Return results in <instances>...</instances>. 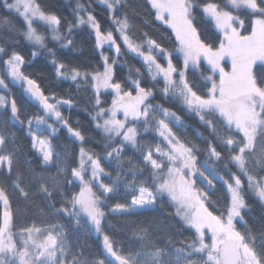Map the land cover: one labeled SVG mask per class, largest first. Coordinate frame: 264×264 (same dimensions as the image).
Listing matches in <instances>:
<instances>
[{"label":"snow or ice","instance_id":"6c2138e0","mask_svg":"<svg viewBox=\"0 0 264 264\" xmlns=\"http://www.w3.org/2000/svg\"><path fill=\"white\" fill-rule=\"evenodd\" d=\"M103 3L113 13L122 7L121 0H103ZM225 3L235 11L251 13L250 31L245 29L244 20L239 15L222 10L217 3H206L203 13L223 35L219 46L213 47L200 38V32L193 23L192 9L196 5L191 0H150L157 19L170 25L175 32L178 48L174 52L182 56V63L178 68L173 63L174 52H169L156 40L148 38L146 34L143 43H137L133 39L130 33L133 32L134 25L123 12L121 16L111 17L115 34L111 29L102 31L100 22L90 11L86 12V19L78 15L75 25L68 23L64 34L60 30L61 18L44 9L38 0H14L13 3L4 0V6L15 10L25 21L26 30L20 33L23 38L36 48L46 49L50 56L55 57V52L48 48V39L55 42L63 40L66 41L63 46H70L73 42L68 36L75 28L85 24L93 30L97 49L102 51L107 46L114 52L116 59L103 55L102 52L103 71L95 73L75 67L63 71L66 69L64 63H58L55 59L52 61L58 77L93 82L98 109L92 117L95 126L102 130L110 142L109 146L119 142L117 147H111V151L106 153V160L114 158L117 167L123 168L120 162L124 145L133 148L138 145L141 131L137 125H142L144 132L154 125L164 147L157 145L149 148L142 156L149 168L147 179L151 187L137 186L138 176H143V171L135 167H130L125 173L132 176L131 183L122 180L120 175H117L111 185L103 183L101 176L110 177L111 174L105 171L101 158L92 150L80 147L78 166L66 169L73 178V181L67 182V186L75 187L73 182H78L79 191H69L67 197L61 199V206L58 208L49 203L50 213L38 209L40 214L19 229L15 228L13 220L11 194L5 186L0 185V204L3 207L0 212V264H105L103 259L86 258L83 251H72L65 225L49 222L61 215L74 221V230H79L86 224L90 230L102 235L103 248L109 258L108 264H264V231L259 236L253 235L243 215L244 211H250L245 200L246 190L264 204V0H225ZM77 8L85 10L81 4ZM252 16L255 18L252 19ZM34 20L47 26L51 35L39 33L33 26ZM0 23L7 21L0 20ZM242 30L248 31V34H242ZM117 36L120 42H117ZM121 43L125 46L124 51L135 54L142 60L148 80L152 82L151 87L142 86L144 73L138 68L130 69L136 77L133 79L129 76L130 89L126 90L120 82H114L115 66L119 57L124 54ZM37 55L35 51L32 53L33 57ZM5 56L7 59H4ZM157 56L163 58L165 63H160ZM225 57L230 59V71H226L222 65ZM202 60L207 62L211 74L204 75L200 72L201 79L197 82L189 78L188 72H199ZM0 62L4 66V76L9 77L11 83L21 86L22 91L44 113L28 118V134L31 147L42 159L43 165L55 167L57 174L49 177L31 170L30 174L38 182L37 190L49 201L54 194L63 197L60 179L66 170L53 161L54 155L60 160L52 143L59 131L55 124L65 127L79 142L85 141L82 132L73 128L59 110L60 105H70L72 102L58 99L54 93L46 95L37 81L22 70L25 58L18 52L9 54L4 47H0ZM254 66L260 69L259 72H254ZM0 87L9 92L8 96L0 95V110L8 109L11 120L24 125L17 100L11 96L9 84L3 76H0ZM101 89H112L115 93L108 108L100 106ZM157 92L166 103L178 105L190 117L195 116L210 130L217 144L229 150L228 155H222L209 141L207 159L198 161L196 153L201 151L199 146L182 139L171 126L175 125L176 129L183 131L184 121L181 116L160 103L151 102L156 99ZM120 115L122 119L118 118ZM214 115L225 129H235L237 134H242L240 139L222 137L221 129L215 127L212 119ZM52 118L54 123H49ZM33 126L37 130H47L50 138L38 137L31 131ZM258 140L259 149L256 148ZM0 153H4L0 154V168L11 176L14 163L21 154L12 134L6 136L0 133ZM154 155L158 158H154ZM224 160L236 168V172L223 164ZM213 161L222 164L230 179L217 171ZM128 163L131 165V161ZM217 178L224 182L227 193L225 208L221 214L209 210L207 204L212 201L208 192L196 187L199 179L209 191H214V181ZM43 181L52 182V191ZM22 183L21 176L17 175L11 182V188L25 201L34 203V197L21 187ZM93 185L98 191L94 190ZM122 185L129 190L130 203L109 206L108 198L115 195ZM165 198L175 203L176 218L184 229L193 232V238L182 242L181 246H176L169 238L161 247L148 228H137L133 235L139 242L138 250L123 254L122 249L114 248L113 240L102 228V222L106 221L108 214L132 216L145 210H154L157 200ZM27 206L32 207V204ZM105 208H110V212L106 213ZM237 223L243 225L244 232L237 229Z\"/></svg>","mask_w":264,"mask_h":264},{"label":"trees","instance_id":"16d2710c","mask_svg":"<svg viewBox=\"0 0 264 264\" xmlns=\"http://www.w3.org/2000/svg\"><path fill=\"white\" fill-rule=\"evenodd\" d=\"M41 6L49 12H53L61 18L60 30L66 34L65 29L68 23L75 25L77 23L76 17L84 16L86 19V12L90 11L96 16L100 22L101 30H115L112 26L111 17L113 15L121 16V12L127 14L134 25V30L130 33L133 39L137 43H143L145 36L154 39L168 49L169 52H174L178 48V41L174 32L163 21L157 19L155 9L151 7L150 0H121L122 7L120 10L113 13L109 10L108 6L103 3V0H38ZM214 2L221 6L222 10L231 11L234 15H239L244 20L245 29L250 31L249 16L251 13H245L244 10L235 11L231 7H227L225 0H191L193 5H196L192 9L193 23L196 25L200 32V38L206 43H211L213 47H218L220 40L223 39L221 32L215 28L214 22H211L205 13H203V6L206 3ZM7 3H11L7 0ZM84 5V9L80 10L77 5ZM135 14V18H133ZM255 17L252 16V19ZM0 20H6L7 23H0V47H4L6 51L11 54L12 52H18L25 58V64L22 70L30 78L35 79L40 87L44 90L46 95L55 94L58 99L65 101L70 100L72 103L62 104L59 106V110L62 115L68 120L69 124L82 132L85 136L83 143L76 140L67 131L65 127H61L58 123L55 126L59 129L55 138L52 139V143L55 148V152L59 153L60 160L58 161L54 155V162L60 164L65 170L71 167H77V161L79 159V149L84 147L90 149L101 158V164L107 173H110V177L101 176V180L105 184L111 185L112 181L116 179L117 175H120L122 180L132 181L131 175H125L129 171L130 167H135L140 171H143V176H138L137 186L151 187L147 177L149 176V168L146 166V162L142 160V156L147 153L149 148H154L157 145L164 147L161 139L154 130L155 126L144 132L142 125H137V128L141 131V135L138 137V145L133 148L130 145L125 144L124 150L121 154V164L123 168L117 167V161L114 158L109 160L105 159L106 153L111 151V147H117L119 142L112 143L105 138L102 130L97 129L95 121L92 117L98 110L95 104V95L92 88V81L84 82L80 79L77 81H71L62 79L56 75V69L52 61L55 59L58 63H64L68 71L71 68H79L81 71L88 73H95L96 71H103V55H107L112 59H116L114 52L107 46L101 51L97 49L95 45V38L93 30L88 25H81L72 32L68 39L72 40V45H66V41L55 42L48 39L47 46L55 52V57L50 56L46 49L36 48L29 42H27L20 34L26 30L25 21L22 16L16 13L15 10H9L4 6V0H0ZM33 26L37 31L45 36H50V30L42 22L34 20ZM248 33V31H245ZM117 42L119 37L117 36ZM124 45L121 43V50L124 52L122 57H119L118 64L115 66V81L120 82L126 90L131 88V84L128 83V78L131 76L133 79L136 77L130 72V69H140L144 76L142 78V86L151 87L152 82L148 80L147 73L145 72V66L142 60L135 54L124 51ZM147 49L145 48L144 51ZM37 52L36 57L32 56L33 52ZM155 55V53H153ZM159 57L160 60H165ZM7 59V56L4 57ZM173 63L179 68L182 63V56L179 53H175L172 56ZM259 64V63H258ZM200 71L193 74L190 70L188 72L190 79H195L199 82L200 72L204 75H208L209 68L200 63ZM259 68L254 66V72H259ZM0 74L4 75V66L0 62ZM6 82L9 84L11 96L17 100L18 107L20 109V118L24 121V125L14 123L11 120V114L8 109L0 110V133L4 135L12 134L17 142V148L20 150L18 161L14 163L13 173L11 176L3 168H0V185H3L11 194L12 210L14 213L15 228L19 229L22 226L31 223L40 213L38 209H42L44 213H50L48 207L49 203L55 204L60 207V201L62 198H66L69 191L72 193L79 191V185L69 188L67 182L73 181V178L67 170L60 179L61 195H53L51 201L47 200L45 196L37 190V181L34 180L30 174L31 170H35L36 173L54 177L57 174L55 167H45L42 164V159L38 156L36 151L31 147V138L26 131V123L29 117L37 114L44 115L43 111L27 98L26 94L22 91L21 86L15 85L6 78ZM9 95V92L0 87V94ZM114 91L112 89H101L99 98L101 100V107L108 108L111 105V101L114 98ZM55 102V101H52ZM152 103H160L166 108L177 112L178 115L184 121L183 131L174 128V131L181 136L182 139L191 141L199 146L200 152L196 153L198 161H205L207 159V147L208 142L211 141L217 147V151H221L222 155H228V149L223 148L217 144L215 138L212 136L210 130L202 125V123L195 117L189 116L178 105L170 102L166 103L164 98L157 92L156 99L151 101ZM120 118V116H119ZM215 127L221 129L220 135L231 136L234 139H240V134H237L235 129L231 131L225 129L223 125L217 120L216 116L212 117ZM51 123H54V118L49 119ZM5 129L7 131H5ZM42 135H47L42 133ZM201 135L203 138H201ZM50 138V136L48 135ZM10 147V146H9ZM4 154V153H0ZM154 158H158L154 155ZM131 161V165H129ZM216 165V169L225 178L230 179L227 173L224 172L222 164L220 162L213 161ZM227 164L228 167L236 172V168L228 164L227 160L222 162ZM201 165L198 163V167ZM259 171V170H257ZM20 175L23 183L21 187H24L26 191L34 197V203L32 201H25L18 192L13 191L11 188V182L15 180L16 176ZM242 179H244L242 177ZM46 183L49 190L52 191V182L43 181ZM215 190L207 191L212 203L207 204L211 211L216 214L223 213L225 208V201L227 199V193L224 186V182L217 178L214 181ZM131 195L126 186H121V189L111 197L107 202L109 206L117 203L127 205L130 203ZM245 200L250 208V211H244L243 215L247 221L248 226L252 229L253 235L259 236L261 231H264V204H261L259 199L255 197L250 191L246 190ZM32 204V207L27 205ZM110 208H105V212L109 213ZM3 207L0 204V212ZM17 216L19 217L17 219ZM65 225L67 230V238L72 243L77 251H83L84 256L90 260L104 259L106 256L105 249L103 248V237L97 234L94 230H90L86 224H83L79 230L76 228L74 221L67 219L65 216H57L55 221ZM111 225V226H110ZM240 231L244 232L245 229L241 223ZM102 228L114 242V248L122 249L123 254L128 251H135L139 248V242L133 235V232L137 228H148L152 233L153 238L157 241L158 246L163 247L169 238L175 243L176 246H181V243L193 238V232L184 229L179 220L176 218L175 206L167 199L157 200V205L154 210H145L132 216L123 215H111L108 214L106 221L102 222ZM83 246V247H81Z\"/></svg>","mask_w":264,"mask_h":264},{"label":"rangeland","instance_id":"374dc122","mask_svg":"<svg viewBox=\"0 0 264 264\" xmlns=\"http://www.w3.org/2000/svg\"><path fill=\"white\" fill-rule=\"evenodd\" d=\"M10 2L11 3H13L14 2V0H10ZM225 11H227V10H225ZM231 12V11H230ZM233 15H234V13H233ZM210 19V18H209ZM169 28H171V26L170 25H168V24H166ZM172 29V28H171ZM218 31H219V29H217ZM172 31L174 32V30L172 29ZM220 32V31H219ZM174 34H175V32H174ZM242 34H244V35H247L248 33H245L244 32V30H242ZM157 59H158V61L160 62V63H162V64H164L165 62L163 61V60H160L159 59V57H157ZM201 62H204V64L209 68V66L207 65V62L206 61H204V60H202ZM259 63V62H258ZM222 65H223V67H224V69L226 70V71H230L231 70V62H230V59L228 58V57H225V59H224V61H222ZM209 74L208 75H210L211 73L210 72H208ZM0 76H3L4 77V79H5V82H6V78H8L9 79V77H7V76H4V75H2V74H0ZM218 78V77H217ZM7 83V82H6ZM2 88V87H1ZM3 89V88H2ZM0 95H5V94H0ZM27 96V95H26ZM27 98H28V96H27ZM3 110H5V109H3ZM118 118H119V116H118ZM123 117H122V115H120V119H122ZM49 123H51L50 121H49ZM169 123H171V122H169ZM172 127H173V130H174V128H175V125H171ZM26 131H27V133H28V131H29V129H28V125H27V123H26ZM31 131L32 132H34L38 137H40V138H42V139H47V138H49L48 137V135L50 136V134H49V132L47 131V130H43V131H41V130H37V128L35 127V126H33L32 128H31ZM42 133H44V134H47V135H42ZM241 136H242V134H240ZM259 147H260V143H259V140L257 141V144H256V148L257 149H259ZM53 161H54V158H53ZM42 164H43V161H42ZM257 170H259V168H257ZM87 178V177H86ZM77 184H78V182H76ZM196 187H197V189L198 190H202V191H208L209 189L208 188H206L205 186H204V184L203 183H201V181L199 180V179H197V181H196ZM93 188H94V190H96V191H98V189H96L95 188V185H93ZM168 199V198H167ZM174 206H175V203L173 202V201H171L170 199H168ZM209 208V207H208ZM209 210H210V208H209ZM211 211V210H210ZM109 212H110V209H109ZM237 229L238 230H240V226L238 225V223H237ZM67 240H68V238H67ZM68 242L70 243V241L68 240ZM71 245H72V251L75 253V252H79V251H77L76 249H75V247H74V245L72 244V243H70ZM105 258L103 259L104 261H105V264H108V256L105 254Z\"/></svg>","mask_w":264,"mask_h":264},{"label":"water","instance_id":"95a60500","mask_svg":"<svg viewBox=\"0 0 264 264\" xmlns=\"http://www.w3.org/2000/svg\"><path fill=\"white\" fill-rule=\"evenodd\" d=\"M31 102H32V103H34V104H36V103H35V102H33L32 100H31Z\"/></svg>","mask_w":264,"mask_h":264}]
</instances>
